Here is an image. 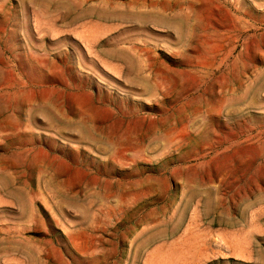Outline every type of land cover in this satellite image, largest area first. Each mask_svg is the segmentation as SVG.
<instances>
[{
  "label": "rangeland",
  "instance_id": "1",
  "mask_svg": "<svg viewBox=\"0 0 264 264\" xmlns=\"http://www.w3.org/2000/svg\"><path fill=\"white\" fill-rule=\"evenodd\" d=\"M0 264H264V0H0Z\"/></svg>",
  "mask_w": 264,
  "mask_h": 264
},
{
  "label": "bare ground",
  "instance_id": "2",
  "mask_svg": "<svg viewBox=\"0 0 264 264\" xmlns=\"http://www.w3.org/2000/svg\"><path fill=\"white\" fill-rule=\"evenodd\" d=\"M9 116H10V114H9ZM11 116H12V114H11ZM8 117V116H7ZM13 117V119H14V116H12ZM17 118V117H16ZM19 119V118H18ZM18 121V120H17ZM20 121V120H19Z\"/></svg>",
  "mask_w": 264,
  "mask_h": 264
}]
</instances>
